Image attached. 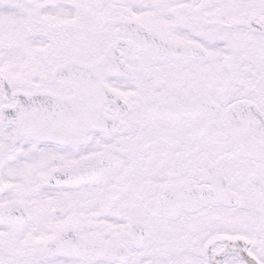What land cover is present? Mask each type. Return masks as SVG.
<instances>
[{"label":"snow or ice","instance_id":"6c2138e0","mask_svg":"<svg viewBox=\"0 0 264 264\" xmlns=\"http://www.w3.org/2000/svg\"><path fill=\"white\" fill-rule=\"evenodd\" d=\"M0 264H264V0H0Z\"/></svg>","mask_w":264,"mask_h":264}]
</instances>
